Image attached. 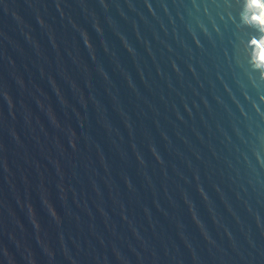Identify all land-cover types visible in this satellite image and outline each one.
I'll list each match as a JSON object with an SVG mask.
<instances>
[{
    "label": "water",
    "instance_id": "water-1",
    "mask_svg": "<svg viewBox=\"0 0 264 264\" xmlns=\"http://www.w3.org/2000/svg\"><path fill=\"white\" fill-rule=\"evenodd\" d=\"M0 264H264V0H0Z\"/></svg>",
    "mask_w": 264,
    "mask_h": 264
}]
</instances>
